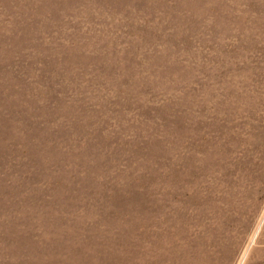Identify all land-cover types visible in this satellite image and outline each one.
<instances>
[{"label": "rangeland", "instance_id": "374dc122", "mask_svg": "<svg viewBox=\"0 0 264 264\" xmlns=\"http://www.w3.org/2000/svg\"><path fill=\"white\" fill-rule=\"evenodd\" d=\"M0 264H264V0H0Z\"/></svg>", "mask_w": 264, "mask_h": 264}]
</instances>
